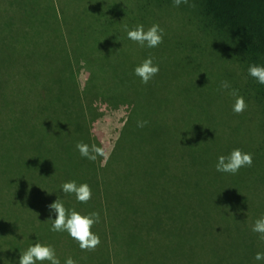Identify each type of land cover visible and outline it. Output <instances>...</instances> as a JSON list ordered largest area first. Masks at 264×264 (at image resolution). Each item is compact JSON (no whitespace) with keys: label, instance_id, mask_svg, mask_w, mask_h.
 Masks as SVG:
<instances>
[{"label":"trees","instance_id":"obj_1","mask_svg":"<svg viewBox=\"0 0 264 264\" xmlns=\"http://www.w3.org/2000/svg\"><path fill=\"white\" fill-rule=\"evenodd\" d=\"M99 1L106 11L102 16L97 14L94 23L101 30L103 24L117 19L119 13L112 6V0ZM117 1L119 11L123 14L124 10L125 16L129 17L128 2L131 0ZM136 1L142 6L153 2L160 7L178 8L183 14L186 9L184 4L174 7L172 0ZM189 3L196 5L192 14L197 21L195 30L200 60L208 57L212 70H228V81L243 96L247 109L239 115L233 112L235 97L217 91L220 83L217 72H213L212 83L215 79L219 83L213 88L212 83L207 87L200 79L199 70H184L180 75L177 71L174 75L177 78L171 79L174 83L181 80V87L174 91H177V99L163 108L161 118L158 107H155L158 122L174 129L172 139L166 136L157 145L142 136L141 145L148 141L150 152L126 156L124 149L137 126L134 115L156 98V88H161L160 77L156 75L148 84H142L133 70L130 69L129 77L124 71L118 77L119 71H116L114 76L120 84L108 89V85L100 81L106 77L101 75L103 71L87 57L68 51L62 53L61 59L66 60L65 66L72 78L76 108L87 128V144L102 147L94 124L109 105L121 104L127 111V120L107 160L98 157L96 161H90L91 169L81 181L67 175V167L60 166L64 160L63 152L55 153L51 160L46 155L38 159L37 153H30L44 146L43 137L27 126L8 130V163L13 166L19 157L21 173L16 184H2L0 177V264H11L13 253H22L23 248L26 250L27 246L9 250L7 245H13L14 237L24 241L23 245L39 240L41 244L52 245L55 253H68L64 251L67 248L64 239L69 243L68 233H49L52 232L49 219H54L55 213L48 205L57 199L63 201L66 209H75L82 215L100 214V222L94 224L91 231L100 238L102 264H130L126 248L134 238L148 241L151 244L149 252L153 254L160 234L165 242L166 233L177 226L185 244H191L193 240L196 248H200L195 264H238L236 260L216 253L214 238L220 227L214 219V213L219 212L215 204L220 202L223 191L215 198L213 174H217V181L225 189L232 184L228 175L224 177V173L213 170V167L218 156L228 155L233 149L251 153L253 164L246 167L248 178L240 182L252 194L255 188H259L260 194L264 195V85L247 75L250 64L264 66V0H189ZM68 5L65 0H0L2 66H9L15 60L19 37L39 36L45 38L44 42H66L63 28L69 19L65 13ZM143 16L139 15L134 21L141 22ZM127 57L125 54L124 60ZM82 68L86 77L80 82ZM127 88L130 90L128 94ZM211 93L212 100L208 98ZM62 102L66 105L65 100ZM56 108L59 112L53 115L58 118L71 113L65 106ZM0 115H4L13 126H18L24 118L34 115V111L30 105L5 103L0 105ZM44 116L42 112L35 117L34 130L42 125ZM239 131L245 137L231 142L233 134ZM167 149H170V156ZM125 158L129 160L126 163L136 162L133 171L128 166L122 167ZM168 162L169 165L170 162L178 163L172 174L168 173ZM259 165L263 175L255 178L251 172ZM3 170L1 168L0 172L4 173ZM69 180H75L77 184L87 183L91 187L92 198L87 204L77 202L74 195L60 190L61 184ZM254 205L250 199L234 201L238 209ZM229 211L232 216L230 206ZM40 232H45L46 236ZM244 235L245 230H242L239 236ZM230 250H227L228 255Z\"/></svg>","mask_w":264,"mask_h":264},{"label":"rangeland","instance_id":"obj_2","mask_svg":"<svg viewBox=\"0 0 264 264\" xmlns=\"http://www.w3.org/2000/svg\"><path fill=\"white\" fill-rule=\"evenodd\" d=\"M65 1L69 4L68 12H65L69 19L63 28L66 34V42L61 40L53 43L44 42L45 38L39 36L19 37L15 60L6 67H3L0 62V105L5 103L19 106L30 105L34 111V115L27 119L24 118L18 126H13L4 115H0V169H5L3 170L4 173L0 172L2 184L11 182L16 184L19 181L18 176L21 173L19 157L15 159L13 166L8 163L10 157L8 155L7 132L11 128L21 126H27L30 131L44 138L43 147L39 146L30 151V153H37L38 159H42L46 155L47 159L51 160L55 153L63 152L64 160L61 161L60 166L67 167L66 174L80 181L91 169L90 160L81 157L75 147L78 142L87 143V128L80 111L76 108L72 92V89L74 90L72 78L69 77V70L66 69V60L61 59L62 53L65 54L68 51V53L87 57L89 62L97 65L103 71L101 75L106 77L100 81H104L108 85V89L111 87L114 89L120 84L119 79L114 76L116 71H119L118 77L121 76L122 71L128 76L131 73L130 69L134 70L149 55L155 58L153 63L159 64L160 70L157 75L161 80V88H156V98L144 108H139V114L134 115V122L144 120L148 121V124L143 128L136 126L133 130L124 149L127 153L126 156L150 152L148 141L158 145L167 138L166 136L172 139L174 129L158 122L155 107H158L157 111L161 118L163 108L177 99L175 96L177 91L175 93L174 91L181 87L179 82L181 80L178 79L175 83L171 81L174 77L177 78V75L174 76L177 71L180 75L184 70H199L200 79L207 87L211 86L213 72L219 74L218 79L220 81L228 80V70H212L211 64L207 60L208 57L206 60H200L195 30L197 21L192 14L193 8L188 5H186L183 14L180 12L181 10H177L178 8L160 7L154 5L153 2L147 6H142L138 1L131 0L128 2L131 15L126 17L124 10L123 14L121 10V12L119 11L118 1L112 0V6L116 13H119V17L106 22L102 25L101 30H98L94 19L97 14L102 16L106 11L99 0ZM143 14L141 22L134 21ZM182 14L185 15L184 18ZM153 23L159 24L165 33L163 43L156 48H141L129 40L126 33L122 31L123 24H127L129 28L143 24L147 29ZM125 54L128 57L124 60ZM85 74V70L82 68L79 75L80 82L85 79ZM218 83V80L215 79L212 83L213 88H216ZM101 90L106 92L105 88ZM128 93H130L129 89ZM212 95L213 93L208 96L211 100L213 99ZM62 100H65L66 105ZM59 105L65 106L68 111H71L69 116L58 118L53 115L59 112V109L56 108ZM42 112L45 113L43 123L34 130V119ZM126 120L127 111L121 104L109 105L96 119L94 128L97 137L101 139V145L107 154V158L111 154ZM142 136L148 139L143 146L141 145ZM244 137L243 132H236L233 134L231 142L240 141V138ZM167 154L170 156V149H167ZM126 160V158L123 159L122 167L128 166L133 171L136 162L126 163ZM5 161L7 163L4 165ZM177 164V162H173V164L170 162L169 165L168 162L169 174L173 173ZM214 169L215 167H213ZM251 173L255 178L262 176L261 165L254 168ZM247 174L246 167L241 168L234 175L224 173V177L228 175L231 178L230 184L232 185L227 189L219 184L217 174H213L215 198H218L219 192L223 191L220 202L215 204L219 212L214 213V219L220 227L215 234L216 238H214L216 241L215 249L216 253L224 254L225 257L236 260L238 264H264V261L258 262L254 259L255 253L264 252V241L259 239L258 234L251 231L252 223L264 215V195L260 194L259 188H255L254 194H252L250 190L242 186L243 183L240 181L248 178ZM233 177H236L237 180ZM234 182L237 183L233 184ZM239 199H250L255 205L238 209L234 206V201ZM229 206L233 211L232 216L228 214ZM256 210L260 212H253ZM242 230H245V235L240 237L239 233ZM40 235L45 237L46 233L40 232ZM48 235L51 236L52 234ZM64 240L67 242V248L64 251H68V253H56L61 264H64L67 257H72L77 261V264H102L100 245L94 251L87 252L81 250L78 243L71 237H69L70 244L67 239ZM21 241V239L14 237L13 245H7L9 250L15 251L23 246H27V249L30 245L39 242V240H35L23 245L24 241ZM150 248L151 244L148 241H141L138 238L130 240L126 248L128 262H131L130 264H195L200 250V248H196L193 240L191 244H185L179 226L166 233L165 242L163 234H160L159 244L155 247L153 254L149 252ZM229 248H231V252L228 255L229 251L227 250ZM20 254L18 252L12 254L11 264H19Z\"/></svg>","mask_w":264,"mask_h":264},{"label":"clouds","instance_id":"obj_3","mask_svg":"<svg viewBox=\"0 0 264 264\" xmlns=\"http://www.w3.org/2000/svg\"><path fill=\"white\" fill-rule=\"evenodd\" d=\"M174 7H179L181 4L195 8L194 3H189V0H172ZM122 31L127 35V38L141 48H156L163 43L164 29L159 24L153 23L145 29L143 24H137L133 28H129L127 24L122 25ZM154 57L149 55L139 65L134 68V75L140 78L142 84H148L158 73L159 64L153 63ZM247 75L255 80L260 85H264V66L258 64H250L247 68ZM217 91L227 93L235 97L232 110L235 114L243 113L248 105L245 103L243 96L238 94V89L231 86L228 80H221ZM148 124V121L138 120L137 127L143 128ZM81 157L90 161H96L98 157L107 158V154L103 147L96 144H87L78 142L76 144ZM253 158L251 153L242 152L240 149H233L228 155H220L217 158L215 169L220 173L237 174L241 168L251 167ZM60 190L64 194L74 195L77 202L87 204L92 198L91 187L87 183H79L75 180H69L61 184ZM48 208L55 213L54 219L51 221L50 231L52 232H67L68 235L75 240L79 248L83 251H94L101 243L97 234H94L91 229L94 224L100 222V214L91 212L88 215H82L75 209H66L62 200L57 199L48 205ZM251 231L258 234L259 239L264 241V215L257 218L251 225ZM255 261H264V252H257L254 256ZM47 261L49 264H61L60 259L55 253V249L51 245L41 244L39 242L30 245L24 250L19 257V264H44ZM64 264H77L72 257H67Z\"/></svg>","mask_w":264,"mask_h":264}]
</instances>
